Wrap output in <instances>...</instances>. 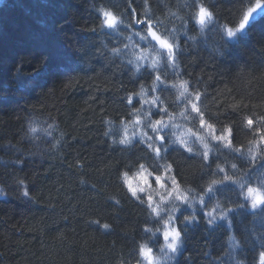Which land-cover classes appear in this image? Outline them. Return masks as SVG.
I'll return each mask as SVG.
<instances>
[{
    "label": "trees",
    "instance_id": "trees-1",
    "mask_svg": "<svg viewBox=\"0 0 264 264\" xmlns=\"http://www.w3.org/2000/svg\"><path fill=\"white\" fill-rule=\"evenodd\" d=\"M109 2L126 11L134 25L130 32L145 35L146 25L136 21L150 18L154 30L172 42L175 37L167 34L166 14L188 0ZM85 3L86 0H0V160H14L13 148L27 153L21 167L0 166V181L12 176L23 178L31 197L12 194L0 202V264H136L142 259L141 248H149L150 234L146 235L145 229L152 227L148 222L150 213L127 187L129 183L136 187L139 177L130 174L123 178L124 187L119 179L121 169L143 152L146 144L134 142L125 151L110 145L103 132L105 127L111 129L116 139L130 135L129 111L133 105L149 106L144 105L142 97L138 96L133 105H127L122 97L125 92L139 91V85L149 83L150 76L143 74L133 80L119 63L98 61L93 71L76 77L78 83L69 86L62 79L66 71L76 68L66 42L73 39L74 33L86 32L96 24L95 16L83 11ZM207 4L225 30L236 28L242 15L253 7L249 0H207ZM152 43L158 52L162 50L155 41ZM44 56L45 68L28 98L14 95L9 87L14 68L22 66L26 72H34ZM178 59L181 79L171 74L169 83H156L155 93L145 90L149 98L179 96L184 79L190 81V93L195 90L185 93L181 100L191 99L200 113L193 112L189 104L184 113L188 119L179 118L183 125L180 137L194 151L184 149L169 154L172 175L178 181L195 183L203 175V164L210 163L214 169L216 163H221L234 176L237 187L258 189L264 183V145L258 147L251 141H258L264 131V12L227 43L222 59H214L202 49H188ZM158 107L176 110L157 104L153 106L154 119L164 115L157 113ZM29 113L56 118L68 131L58 155H44L22 142L24 120ZM105 114L119 122L103 125ZM201 116L213 125V131L201 127ZM247 118L254 120L252 128ZM186 129L196 135L186 134ZM226 129H232V148L240 151H232L225 142L213 138L227 135ZM205 144L207 161L202 156ZM231 163H237L238 168L230 170ZM234 224L240 232L241 223L234 220ZM223 235L224 230H220L210 239L205 230H195L187 241L185 257L191 264H208V250L213 255L223 251ZM247 256L252 264L255 249H250ZM183 262L186 264V260Z\"/></svg>",
    "mask_w": 264,
    "mask_h": 264
},
{
    "label": "clouds",
    "instance_id": "clouds-1",
    "mask_svg": "<svg viewBox=\"0 0 264 264\" xmlns=\"http://www.w3.org/2000/svg\"><path fill=\"white\" fill-rule=\"evenodd\" d=\"M124 2L127 3V0ZM249 3L253 4L252 9L255 11L257 0H249ZM202 7L208 10L209 15L200 23L199 13ZM83 11L95 16L96 24L86 32L74 33L73 39L66 42L76 62V68L66 71L62 76L69 86L79 82L76 77L93 71L98 61L119 63L133 80H139L143 74L150 76V82L140 84L139 91L134 90L131 94L125 92L122 97V101L127 105H133V101L139 96L143 98L144 105L149 106L146 108L143 105L139 107L133 105L129 111L130 135L116 139L107 127L103 132L113 147H121L125 151L129 150L134 142L146 144L143 152L136 154L135 158L121 169L119 179L124 187L123 178L130 174L139 177L136 186L137 199H140L141 204L147 205L146 211L150 213L148 222L152 225L145 231L146 235L150 234L148 245L153 254V259L148 264H181L182 259L186 260V264H191V260L185 257L187 241L190 234L197 229L205 230L206 237L210 239L217 231L224 230L223 251L219 255H213L212 250H208L206 255L208 264H250L247 252L253 248L255 258L252 264H264L260 259L261 253H264V203L253 207L246 195L249 187L247 185L237 187L234 176L230 174L228 175L232 177L231 181L226 180L225 172L220 170L225 169L221 163H216L214 169L210 163L203 164V175L198 182L178 181L172 175L173 163L168 157L173 151L184 149L187 152L190 149L191 153L194 151V147L181 144L178 140L181 138L180 132L183 128L179 118L188 111L191 99L185 97L181 100V95L166 96L164 99L158 95L149 98L145 91L146 89L153 93L157 91L155 86L157 74L164 77L161 84L169 83L171 74L181 79L182 70L178 57L186 50L202 49L210 57L220 60L227 53V43L242 31L237 32L235 29V34L229 36L217 14L209 8L207 0H188L186 4H178L175 11L170 9L165 17L167 34L175 37L174 41L169 42L176 49L175 57L170 58L165 49L157 51L153 40H149L150 36L146 29L143 30L145 33L143 36L140 32H130L133 24L126 17V11L111 6L109 0H86ZM105 12L116 17V24L111 26L105 24ZM145 41L146 43L142 44ZM45 58L47 57H41L37 62L38 67L34 72H26L22 66L14 68L9 78V87L14 95L23 100L28 98L36 87V82L42 74L41 70L45 68L47 60ZM183 82L186 84L185 93H190V81L184 79ZM172 87H175L174 82ZM160 91L163 92L164 89L161 88ZM194 92L192 89L190 94ZM157 104H167L176 110L170 111L169 107H161L166 109V112L160 111L164 115L154 119L153 106ZM184 118L188 119L187 116ZM157 120H161L162 123L157 125L155 123ZM113 122L119 121H114L109 114H105L101 119L105 126ZM185 133L196 135L191 129H186ZM68 134L58 119L29 113L24 120L22 142L44 155H58ZM161 137L163 139H160ZM12 150L16 153L15 159L7 162L0 160V166L9 168L22 166V158L27 153L19 148ZM237 168V163H231L230 170ZM145 177L147 183L144 182ZM157 177L160 178L159 181ZM173 179L176 184H173ZM177 184L179 193L174 190ZM258 189L264 191V183L259 184ZM12 194L31 199L26 181L21 177L12 176L9 180L0 181V202L8 200ZM142 196L146 199L141 198ZM149 197L152 200L151 206L148 202ZM153 208L157 211L153 212ZM245 216L247 220L244 219ZM234 220L241 223L240 232H237ZM172 228L180 235L175 241L171 237L166 240L164 232ZM170 244H174L175 247L170 248ZM137 264H144V260H138Z\"/></svg>",
    "mask_w": 264,
    "mask_h": 264
},
{
    "label": "snow or ice",
    "instance_id": "snow-or-ice-1",
    "mask_svg": "<svg viewBox=\"0 0 264 264\" xmlns=\"http://www.w3.org/2000/svg\"><path fill=\"white\" fill-rule=\"evenodd\" d=\"M258 12H264V6L261 5V3L259 2V0H257V8L254 11L253 9H249L248 13L246 15L243 16L242 21L239 23L238 27L236 28V31H243L245 30L246 26L248 25L250 19L255 15L258 14ZM106 19H105V24L111 26L116 24V17H114L111 13L109 12H105L104 13ZM209 13L208 10L206 8H201L200 9V13H199V20L200 23H203L206 19V17H208ZM136 23L142 24V25H146V31L148 36L151 37V39L153 41H155L159 47L161 49H165L168 53V56L170 58H174L175 57V52H174V48L173 45L171 43H169V41L165 38H163L161 35H159L157 33L156 30H154V26L151 22V19H147V20H137ZM134 26V25H133ZM234 30L233 29H229L228 30V35L229 36H233ZM153 63H156L155 61H153ZM155 80L157 82L163 83V80L161 79V76L159 74L156 75ZM180 88L182 89L180 95L184 96L185 92H186V84L182 81L180 83ZM196 99H199V95L197 94ZM129 102L131 103V98H129ZM155 103V102H153ZM191 110L197 114L200 113V108L197 106L196 103H191ZM157 113H159L160 111H165L166 109H162L161 107L157 108ZM200 125L201 127H206L209 131H213V125L207 123L204 119L203 116L200 117ZM157 125L161 124L162 121L161 120H157L155 122ZM247 125L249 126V128H252L254 126V120L252 118H247ZM227 132V135H220V136H213L214 139L219 140V141H223L225 142L226 146L229 147L230 149H232V151H240V149H235L232 148V140L229 138L232 136V129H226L225 130ZM160 139H163V137H161ZM179 142L181 144H184L185 141L182 138H178ZM251 143H256L257 146L259 147L260 145H264V131H261L260 133V138L258 141H251ZM205 151L203 152L202 156L204 160H207L209 158V153L207 151L208 149V145L205 144L204 145ZM157 151H159V149H157ZM261 151H264V148L261 149ZM188 152L191 153V150L188 149ZM233 168H235V165H233ZM221 171L225 172V179L231 181L232 177L230 175H228V173L226 172L225 169H220ZM159 177H157V181H159ZM145 183H147V178L145 177ZM213 183H215V181H213ZM173 184H176V181L173 179ZM129 191L131 192L133 197H137V193H138V189L136 187H133L130 183H129ZM243 186V185H241ZM177 193H179V185H176V188L174 189ZM139 191H143V189H139ZM247 195L249 198H251V202H252V206L256 207L257 205H260L262 203H264V194L260 193L259 189L256 188H252L249 187L247 190ZM178 198H183V197H179ZM148 202H149V206H151L152 204V200L151 197L148 198ZM117 203H119V201H117ZM153 212H156L157 209L153 208L152 209ZM104 228H108V225H104ZM145 231H147V229H145ZM179 232L172 228V229H168L164 232V238L167 240L169 237H171L173 239V241H175L178 237H179ZM170 248H174L175 245L174 244H170L169 245ZM141 254L144 255L149 262L152 261V254H151V249L146 248V247H142L141 248ZM261 260L264 261V254H262Z\"/></svg>",
    "mask_w": 264,
    "mask_h": 264
},
{
    "label": "bare ground",
    "instance_id": "bare-ground-1",
    "mask_svg": "<svg viewBox=\"0 0 264 264\" xmlns=\"http://www.w3.org/2000/svg\"><path fill=\"white\" fill-rule=\"evenodd\" d=\"M144 3V2H143ZM244 15H246V13L245 14H243L242 15V17L244 16ZM241 17V18H242ZM243 19V18H242ZM250 22V21H249ZM239 25V24H238ZM238 27V26H237ZM236 27V28H237ZM226 31V33H228V30L226 29L225 30ZM244 31V30H243ZM243 31L241 32V33H243ZM63 33V32H62ZM241 33H239V34H241ZM61 35H63L64 36V34H61ZM238 35V34H237ZM60 36V35H59ZM109 131H110V133H111V129H109ZM107 138V137H106ZM107 140H108V143L111 145V142H110V140L107 138ZM261 159H262V161H263V163H262V166H263V168H264V154L262 153L261 154ZM252 188H256V187H254V186H251ZM257 189V188H256ZM137 264V263H136ZM181 264H184V262L183 263H181Z\"/></svg>",
    "mask_w": 264,
    "mask_h": 264
},
{
    "label": "rangeland",
    "instance_id": "rangeland-1",
    "mask_svg": "<svg viewBox=\"0 0 264 264\" xmlns=\"http://www.w3.org/2000/svg\"><path fill=\"white\" fill-rule=\"evenodd\" d=\"M261 5L262 6H264V3H261ZM252 9V8H251ZM258 13H261V12H258ZM257 16V14H255L252 18H254V17H256ZM251 18V19H252ZM250 19V20H251ZM229 29H233V30H235L236 28H227V30H229ZM152 254V253H151ZM142 259L144 260V264H148V262H149V260L144 256V255H142ZM152 259H153V254H152Z\"/></svg>",
    "mask_w": 264,
    "mask_h": 264
}]
</instances>
